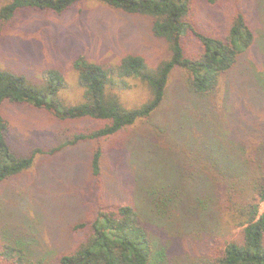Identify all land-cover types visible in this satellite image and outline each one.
Listing matches in <instances>:
<instances>
[{
	"label": "rangeland",
	"instance_id": "374dc122",
	"mask_svg": "<svg viewBox=\"0 0 264 264\" xmlns=\"http://www.w3.org/2000/svg\"><path fill=\"white\" fill-rule=\"evenodd\" d=\"M5 2L0 0V6ZM238 12L244 14L255 40L222 78L216 94L204 102L215 135L220 130L225 135L242 137L254 127H264V111L258 107L257 93L259 85L264 89V0H195L190 14L199 30L223 37ZM150 27L146 17L126 14L94 0L79 2L62 14L20 10L13 19L0 20V69L23 74L35 84L41 82L43 70L58 69L67 83L61 96L75 104L82 100L83 93L73 68L78 55L96 63L116 64L125 54H140L151 66L167 58V44L154 36ZM183 45L188 55L200 51V43L191 33L186 34ZM183 81L179 70H175L165 101L150 117L114 136L81 141L54 154L48 153L52 147L102 122L88 118L60 121L43 109L6 103L3 114L10 127L11 148L21 155L41 148L45 154H38L30 169L0 182V244H23L43 255L67 252L79 240L71 230L74 223L95 216L100 207L144 199L149 187L163 183L157 179L159 173L170 171L171 163H181L174 156L179 151L174 137L188 136V132L197 136L204 125L190 120L195 117L196 102L192 103ZM128 82L130 89L122 93L125 105L144 102L148 97L145 85L136 79ZM183 117L188 132L174 130ZM98 147L103 151L102 172L94 177L90 159ZM155 153L161 155L162 162ZM148 156L151 167L146 166ZM147 173L152 176L145 178ZM218 190L220 186L214 188ZM260 211H264V202L260 203ZM181 215L174 212L163 219L152 217L151 237L166 247L167 264H201L212 240L198 230L195 221L184 222ZM221 222L227 231L228 223ZM17 235L20 240L14 238Z\"/></svg>",
	"mask_w": 264,
	"mask_h": 264
},
{
	"label": "trees",
	"instance_id": "16d2710c",
	"mask_svg": "<svg viewBox=\"0 0 264 264\" xmlns=\"http://www.w3.org/2000/svg\"><path fill=\"white\" fill-rule=\"evenodd\" d=\"M5 1L0 6L2 22L27 9L62 14L87 0ZM94 1L148 18L154 36L167 44L169 55L155 66L140 54H125L116 64L96 63L78 55L73 68L83 93L82 100L75 104L61 96L67 83L58 69L43 70L37 84L23 74L0 69V182L30 169L36 156L44 153L35 148L30 155H21L11 148L10 127L3 114L6 103L43 109L60 121L88 118L102 122L52 147L48 153L54 154L81 141L114 136L153 115L167 97L172 73L179 70L183 87L193 98L192 103L196 102V114L190 120L204 125L194 136L188 132L185 117L181 118L179 127L174 128L188 132V136L174 137L179 149L174 156L181 163H171L170 171L159 173L157 179L164 182L149 187L144 199L100 207L95 216L74 223L71 230L79 240L69 251L43 255L23 244L4 241L0 244V264H167L166 247L154 242L149 224L154 216L163 219L174 212L181 213L184 222L195 221L198 230L211 238L201 264H264V211H260L264 202V127H254L242 137L235 133L230 136L227 130L229 135L220 130L215 135L209 108L204 104L254 43L255 34L244 14L236 13L222 37L202 32L191 21L195 0ZM188 33L200 43V51L194 55L186 54L183 45ZM128 79L139 80L148 91L147 99L132 107L122 101L123 91L131 86ZM257 93L258 107L264 111V89L260 85ZM102 155L101 147L91 155L94 177L101 175ZM155 156L162 162L160 154ZM146 164L152 166L150 156ZM150 176L147 173L144 177ZM217 186L221 191H214ZM217 218L218 223H214ZM221 219L228 223L227 231ZM14 238L20 240L19 235Z\"/></svg>",
	"mask_w": 264,
	"mask_h": 264
}]
</instances>
